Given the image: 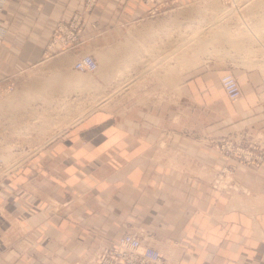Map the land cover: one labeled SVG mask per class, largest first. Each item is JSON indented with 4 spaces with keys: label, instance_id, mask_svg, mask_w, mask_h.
<instances>
[{
    "label": "crops",
    "instance_id": "0c3cea01",
    "mask_svg": "<svg viewBox=\"0 0 264 264\" xmlns=\"http://www.w3.org/2000/svg\"><path fill=\"white\" fill-rule=\"evenodd\" d=\"M196 1L97 0L85 18L83 41L59 50V44L47 46L52 30L83 0H6L0 13V83L54 57L42 81L26 85V91L42 82L49 88L44 101L60 102L70 89L63 101L77 102L83 88L101 90L110 71H126L120 55L136 50V38L148 41L150 54L156 52L158 44L149 39L162 33L163 20L152 15L158 9L152 6ZM83 53L92 54L97 66L110 56L94 87L75 79L72 61ZM146 62L129 66L139 73H130L124 93L108 100H117L113 106L48 130L51 137L0 179V264H87L127 230L153 238L161 264H264V162L236 165L234 181L249 198L234 200L190 166L193 157L208 165L224 160L183 133L222 134L257 121L255 97L247 93L231 105L219 85L222 68L198 64L184 69L168 95L157 98L150 83L160 78L152 71L161 62L152 68ZM236 75L248 92L246 75Z\"/></svg>",
    "mask_w": 264,
    "mask_h": 264
},
{
    "label": "rangeland",
    "instance_id": "374dc122",
    "mask_svg": "<svg viewBox=\"0 0 264 264\" xmlns=\"http://www.w3.org/2000/svg\"><path fill=\"white\" fill-rule=\"evenodd\" d=\"M84 2L85 0L82 6ZM152 7L158 8L152 15L157 14L163 20L162 33L149 39L153 45L158 44L156 52L150 54L148 41L145 43L146 39L136 38V50H132L131 54L129 52V56L128 53L124 57L120 56V64H125L126 71H110L108 86H103L101 90L83 88L82 94L78 92L81 98L77 103L44 101L47 94L49 95V88L44 87L42 82L41 85L31 88V91H26V85L42 81L47 74V65L57 59L54 57L0 83V179L17 169L51 137L46 133L48 130H61L73 119H78L93 109L113 106L117 100H108L116 94L124 93L123 90L127 87V82L124 81H129L130 73H139L137 68L129 69L130 65L138 67L140 62L144 64L146 60L152 68L161 62V67H156L155 70L153 68L152 74L159 73L162 79L161 75L159 79L152 78L150 86L151 94L164 98L173 89L176 77L184 69L205 64L222 68L218 78L219 85L231 105L251 93L255 97L254 108L261 115V119L242 128H229L222 134L184 129V134L205 143L218 158L224 160L223 163L208 165L193 157L190 166L198 174L209 178L212 187L230 191L234 200H238L239 195L243 199L249 198L234 181L233 174L237 164L258 167L264 162V0H198L187 5L168 2ZM89 12L85 14L84 21ZM84 21L80 33L81 41L84 39ZM138 26L139 24L137 28H140ZM84 54L90 53L78 55L74 60ZM102 63L106 64L108 61L104 62L101 58L98 62L99 68L93 72L72 69L76 76H90L94 82L95 79L98 82L100 76L97 71L106 72V69H102ZM238 69L244 73H240ZM224 74L235 77L240 90L236 100H231L222 87L220 81ZM236 74L246 75L248 92L242 90ZM83 85L90 87L84 83ZM69 90L66 89L67 92ZM67 92L64 91L63 100L69 99L66 94L70 93ZM163 138L165 137H162V141ZM163 151V160L167 161L169 156L165 154V149ZM179 154L186 159L191 157L182 151ZM182 167L186 168V165ZM226 175L230 176L229 181L222 180ZM6 249L12 247L6 246ZM19 249L22 251L26 248Z\"/></svg>",
    "mask_w": 264,
    "mask_h": 264
},
{
    "label": "built area",
    "instance_id": "2783aa9c",
    "mask_svg": "<svg viewBox=\"0 0 264 264\" xmlns=\"http://www.w3.org/2000/svg\"><path fill=\"white\" fill-rule=\"evenodd\" d=\"M146 4H153L155 0H143ZM95 0H85L81 9L74 11L68 20H58L52 30L50 44H59V50L71 48L81 42V32L85 14L90 11ZM6 0H0V13ZM0 22V35L3 34ZM72 67L79 72H93L97 68L95 58L84 54L73 61ZM221 84L231 100L240 95L239 86L231 74L221 77ZM163 254L153 238L145 239L137 232L127 230L117 240L101 246L87 264H160ZM73 264H84L76 261Z\"/></svg>",
    "mask_w": 264,
    "mask_h": 264
},
{
    "label": "bare ground",
    "instance_id": "6f19581e",
    "mask_svg": "<svg viewBox=\"0 0 264 264\" xmlns=\"http://www.w3.org/2000/svg\"><path fill=\"white\" fill-rule=\"evenodd\" d=\"M189 12V11H188ZM191 12V11H190ZM136 27V26H135ZM133 30V29H132ZM150 36H151V34H150ZM129 38V37H128ZM127 38V39H128ZM126 39V40H127ZM131 40V39H130ZM128 41V40H127ZM133 41V40H132ZM126 42V41H125ZM134 42V41H133ZM137 42V41H136ZM121 43V42H120ZM129 43V42H128ZM128 43H126V44H128ZM119 44V43H118ZM125 44V48H126V45ZM130 44V43H129ZM121 45H123V44H121ZM122 46H120V48H121ZM124 47V46H123ZM132 48V47H131ZM130 47L128 48V50H130L131 49ZM124 49V48H123ZM122 49V50H123ZM138 49V48H137ZM128 50H127V52H128ZM121 51V50H120ZM117 52V51H116ZM121 52H124V51H121ZM120 52V53H121ZM127 52H125V54L127 53ZM130 52V54L132 53L131 51H129ZM113 54V53H112ZM110 55V54H109ZM114 55V54H113ZM115 55H117V54H115ZM122 55V54H121ZM120 55V56H121ZM124 55V54H123ZM128 56H129V54H127ZM108 57V58H107ZM109 57L110 56H102V61H104V62H107L108 61V59H109ZM121 58V57H120ZM122 59H124V58H122ZM121 59V60H122ZM124 61V60H123ZM103 64V66H102V69L103 70H105V67H107V65L109 64V63H106V64H104V63H102ZM120 67H122V66H120ZM97 68H99V66H97ZM96 68V69H97ZM126 70V69H125ZM76 72V71H75ZM222 77V76H221ZM235 78V77H234ZM75 79L77 80V81H79V82H81L82 84L84 83V84H86V85H89L90 87L92 86V87H94L93 85H94V83H96V82H94V79L93 78H91L90 76H84V75H82V76H80V75H77V76H75ZM221 82V81H220ZM100 86V85H99ZM63 101V100H62ZM65 101V100H64ZM77 103V102H76ZM55 104V103H54ZM51 108V107H50ZM52 111V110H51ZM47 112V111H46ZM54 114V113H53ZM57 116V115H56ZM59 121V120H58ZM225 180V181H229V179H230V176L229 175H226V176H223L222 177V180ZM224 181V182H225ZM231 181V180H230ZM226 183V182H225ZM234 197H236V195L234 196ZM161 264V263H160Z\"/></svg>",
    "mask_w": 264,
    "mask_h": 264
}]
</instances>
